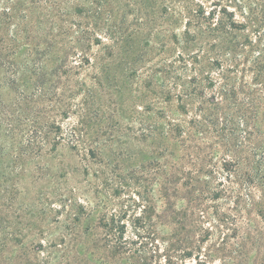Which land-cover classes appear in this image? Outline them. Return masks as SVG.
I'll return each mask as SVG.
<instances>
[{
    "label": "rangeland",
    "instance_id": "1",
    "mask_svg": "<svg viewBox=\"0 0 264 264\" xmlns=\"http://www.w3.org/2000/svg\"><path fill=\"white\" fill-rule=\"evenodd\" d=\"M26 1H33L28 7L31 38L43 49L51 24V61L67 54L63 69L75 67L69 71L73 102L81 106L89 94L84 119L90 141L85 146L96 153L59 147L28 163L9 214L3 213L13 217H5L9 222L31 226L22 228L21 253L32 264H106L101 247L112 227L116 257L132 256L138 264H195L197 251L184 255L180 245L191 238L206 264H264V198L256 186L248 191L206 173L209 166L201 159L215 148L214 160L221 155L216 137L197 136L192 145L199 149L187 151L169 136L139 133L141 120L161 130L168 112L186 121L195 114L177 110L178 86L169 99L162 95L165 101L155 100L154 93L145 98L143 83L151 72L160 82L177 76L192 85L189 80L199 72L203 80L205 73L215 75L231 66L230 75L250 82L254 71L248 43L264 34V0ZM242 43L240 50L236 46ZM81 54L89 62L75 64ZM185 60L194 61L193 70H187ZM100 73L104 78L96 84ZM144 103L152 110L144 111ZM81 111L62 118L63 126L76 124ZM189 153L201 157L196 168ZM169 171L174 184L166 207L162 183ZM209 188L210 193L194 198L193 192Z\"/></svg>",
    "mask_w": 264,
    "mask_h": 264
},
{
    "label": "trees",
    "instance_id": "2",
    "mask_svg": "<svg viewBox=\"0 0 264 264\" xmlns=\"http://www.w3.org/2000/svg\"><path fill=\"white\" fill-rule=\"evenodd\" d=\"M32 2L0 0V213L2 214L8 213L13 205L20 191V178L30 161L59 147L81 148L90 156H95L96 153L90 145L85 146L87 141H90L84 119L89 94L82 99L81 106L73 102L76 92L73 88L69 89V71L75 67L67 64L69 69H63L66 66L67 54L51 61L50 42L54 35L51 24L46 33L48 36L44 41L43 49H41L42 45L31 38L28 7ZM262 35L264 34L260 33L257 36L258 41L255 43L251 41L248 43L252 54L250 68L254 71L250 82L245 80L244 76L235 78L230 75L228 72L231 66L220 69L215 75L207 72L202 76L203 80L197 78L196 75L201 73L195 71L197 74L189 80L192 85H185L184 80L177 76L162 77L160 82L161 77H156L155 72L147 75L143 83V90H147L145 98H149L154 93V99L157 101L164 100L162 95L169 99L178 86L179 89L175 94L177 110L182 113L193 110L195 114L186 121L183 118L178 119L175 117L176 114L167 111L166 117L163 116L166 127L158 130L141 120L139 133L144 137L169 136L187 151L190 148L199 149L196 145H192L195 137L206 139V135L210 133L216 137L221 155L216 161L214 160L217 153L215 148L208 159H201L202 164L206 163L209 166L206 173L219 174L223 180L240 183L248 191L256 186L264 198V37ZM243 46L242 43L241 46L236 47L241 50L244 49ZM229 49L234 51L235 48L229 47ZM77 55L80 57V54ZM81 56L82 59L74 62L75 64H82V61L89 62V58L82 54ZM193 62L184 61V65L188 66L187 70H193L192 66L195 64ZM134 74L135 68L130 75ZM102 78H104L102 73L96 74L95 83H101ZM154 85L158 87V92L154 91L152 87ZM77 90L80 91L82 88L78 87ZM143 106L144 111L152 110L148 103L146 105L144 103ZM80 108L82 111L79 121L64 127L62 118L68 119L70 114ZM159 112L163 114L162 109H159ZM166 150L163 148L164 153ZM190 156L195 168L196 165L201 164L199 163L201 157L198 154ZM176 169L173 168V171ZM173 171H169L170 175L164 176L162 183V196L166 200V207L170 205L169 200L173 192L169 194L174 184ZM198 171L199 169H195L193 172ZM185 177L189 183L191 175L188 173ZM220 186L221 181L217 183V187ZM203 192L211 191L210 188L205 191L199 189V192H193L196 195L194 198H200ZM193 207L200 208L197 205ZM8 214H3L4 217L0 215V264H32L26 253H21L25 248L23 240L26 238L22 228H31V226L24 221L13 223L5 220V217H12ZM111 229L112 227L104 233L103 238L106 243L101 247L105 252L102 262L112 264L122 259H129L127 260L129 264H138L139 261L131 259L132 256L116 257L118 251L112 242L115 234H112ZM74 238L73 235H69V240ZM193 240L194 238L187 239L180 244L184 247L183 254L189 256L196 250L195 264H206L203 256L200 257L198 254L200 247ZM98 241V237L93 239L91 247L95 248ZM88 249L89 247L85 250Z\"/></svg>",
    "mask_w": 264,
    "mask_h": 264
}]
</instances>
